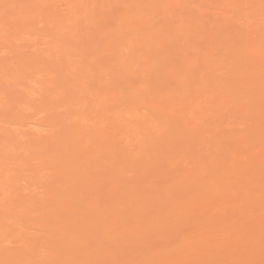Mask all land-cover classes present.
<instances>
[{
    "label": "bare ground",
    "instance_id": "obj_1",
    "mask_svg": "<svg viewBox=\"0 0 264 264\" xmlns=\"http://www.w3.org/2000/svg\"><path fill=\"white\" fill-rule=\"evenodd\" d=\"M0 264H264V0H0Z\"/></svg>",
    "mask_w": 264,
    "mask_h": 264
}]
</instances>
